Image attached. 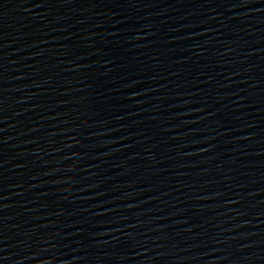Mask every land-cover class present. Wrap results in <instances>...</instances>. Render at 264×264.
Listing matches in <instances>:
<instances>
[{"label": "water", "instance_id": "obj_1", "mask_svg": "<svg viewBox=\"0 0 264 264\" xmlns=\"http://www.w3.org/2000/svg\"><path fill=\"white\" fill-rule=\"evenodd\" d=\"M0 264H264V0H0Z\"/></svg>", "mask_w": 264, "mask_h": 264}]
</instances>
